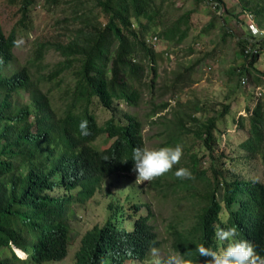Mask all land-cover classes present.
Segmentation results:
<instances>
[{
    "label": "trees",
    "instance_id": "1",
    "mask_svg": "<svg viewBox=\"0 0 264 264\" xmlns=\"http://www.w3.org/2000/svg\"><path fill=\"white\" fill-rule=\"evenodd\" d=\"M37 1L8 0L19 5L20 17L8 33L0 25V264H26L29 259L41 264L64 259L70 243L73 203L90 198L106 177L132 172L133 151L144 148L141 125L127 113L121 121L118 104L136 106L139 102L141 93L135 81L144 74L139 61L147 60V72L155 75L157 53L146 37L154 27L164 25L167 0H95L101 19L92 20L93 12L85 9L81 13L82 8L76 20L83 17L81 22L92 21L89 26L93 29H77L67 43L57 44L63 61L57 62L47 75L36 71L34 80L32 65L14 68L13 50L18 33L32 28L30 14ZM248 2L249 7L242 3L240 14L248 10L244 9L247 6L256 20L264 19V0ZM189 18L190 13L181 15L163 27L159 36L179 44L188 34ZM237 45L245 57V63L236 70L240 79L251 75L263 54L264 37L239 39ZM44 48L42 44L37 47L32 64L43 59ZM247 48H256L258 53L245 55ZM72 67L73 85H67L63 105L54 108L49 91L44 92L39 84ZM253 80L260 85L259 77ZM60 86L58 81L51 89ZM24 94L29 96L27 102L20 101ZM249 100L245 115L233 118L238 128L246 130L238 145L244 154L233 158L222 149L217 152V124L228 114L226 105L195 130L207 155L212 158L217 152L221 158V166L211 169L213 180L204 177L206 171L198 170L197 155L192 156L194 178H176L182 190L191 196L199 195L194 220L172 225L169 230L172 249L190 264H205L210 259L200 257L196 251L200 245L217 251L225 246L215 237L220 227H235L238 238L252 242L264 256V178L260 181L226 175L228 165L236 161L248 163L256 155L264 167V93L255 92ZM100 106L111 113L103 123L98 122L95 113ZM81 120L88 121L89 136L79 135ZM100 138L106 142L102 147L94 144ZM163 178L170 180L172 175L167 172L153 182ZM195 178H201L203 194L195 190ZM140 203L132 205V212L124 205L109 204L104 223L81 236L73 264H132L148 259L161 242L150 222L149 205ZM141 208H146V214H138ZM223 210L225 219L221 218ZM127 216L132 221L130 228L125 226Z\"/></svg>",
    "mask_w": 264,
    "mask_h": 264
},
{
    "label": "rangeland",
    "instance_id": "2",
    "mask_svg": "<svg viewBox=\"0 0 264 264\" xmlns=\"http://www.w3.org/2000/svg\"><path fill=\"white\" fill-rule=\"evenodd\" d=\"M218 1L217 10L205 2L196 3L195 0H167L164 3V25L160 29L159 26L154 27L146 37L147 44L157 53L155 75L147 72V60L135 59L144 66L143 77L135 81L141 93L139 102L136 106H129L125 102L118 104L121 109L118 117L121 121L126 118L127 113L141 125L144 148L159 149L175 147L177 144L182 146L180 161L169 170L172 178H163L157 182H153L157 177L151 181H140L133 172L115 173L106 177L90 198L83 201L77 199L73 203L67 256L60 261L41 264H73L81 236L93 226L104 223L109 204L124 205L128 212H132V205L139 202L141 205H149L152 214L150 222L161 245L145 261L132 264H155L157 259L162 260L169 253L177 254L171 246L170 227L194 220L199 195L191 196L190 192L182 190L181 183H176L175 171L182 167L191 171L192 156L197 155L200 160L198 170L206 171L204 177L213 180L211 169L221 166V158L216 154L218 151L222 149L233 158L243 155L244 152L238 145L246 136V130L238 128L233 123V118L245 115V106L250 103L251 95L255 92L264 93V52L254 64L251 75L243 76L247 77V84L242 85L241 78L236 73L245 63L237 41L253 40L244 19L240 20L242 3L248 7L251 4H248L249 0H222V5L221 0ZM94 4L95 0H38L30 14L32 28L18 33L17 41L23 40V43L14 47V68L32 65L30 69L34 80L38 76V70L46 75L50 73L55 68L54 65L64 59L56 49L57 44L67 43L77 29H93L89 26L93 24L92 21L81 22L83 17L77 21V13L84 8L81 13L88 9L93 12L92 20L101 19L102 13ZM18 7L19 5L11 4L8 0H0V25L5 33L18 21ZM248 7L244 9L250 10ZM187 13H190L188 34L182 42L176 44L159 36L163 27H168ZM256 21L264 30V19L259 17ZM40 44L45 45L44 57L40 62L32 64ZM74 70L75 67H72L39 84L44 92L49 91L54 108L63 105L67 85L70 88L73 85ZM154 76V82L150 86ZM256 77L260 78V85L253 80ZM58 81L61 86L51 89ZM28 98V94H24L20 101L27 102ZM226 105H229L228 114L220 118L217 124L219 148L211 158L204 151L203 142L197 137L195 130L209 115H218ZM95 113L99 123L111 116L110 111L101 106L95 109ZM105 143L100 138L94 144L102 147ZM228 166V176L234 174L260 181L264 178V167L257 155L248 163L236 161ZM194 176L195 174L193 178ZM200 179L195 178L193 185L199 194H203ZM145 209L141 208L138 214H146ZM225 217L226 212L223 210L221 218ZM128 218L127 216L125 226L130 228L132 221H128ZM15 251L19 256L25 257L20 250ZM26 264L37 263L29 259Z\"/></svg>",
    "mask_w": 264,
    "mask_h": 264
},
{
    "label": "clouds",
    "instance_id": "3",
    "mask_svg": "<svg viewBox=\"0 0 264 264\" xmlns=\"http://www.w3.org/2000/svg\"><path fill=\"white\" fill-rule=\"evenodd\" d=\"M19 45L23 40L15 41ZM79 135L86 137L90 135L87 120H81L78 125ZM183 154L182 146L162 147L159 149H147L137 147L132 154L134 162L131 171L136 174L140 181H151L169 172L176 165ZM126 162V161H124ZM175 176L180 179H192L193 174L187 168H179ZM218 241L225 242V246L217 251L200 245L198 251L200 257H207L205 264H264V256L256 250V246L246 240L238 238L235 227H220L215 230ZM155 264H190L181 254L169 253L164 259H157Z\"/></svg>",
    "mask_w": 264,
    "mask_h": 264
},
{
    "label": "built area",
    "instance_id": "4",
    "mask_svg": "<svg viewBox=\"0 0 264 264\" xmlns=\"http://www.w3.org/2000/svg\"><path fill=\"white\" fill-rule=\"evenodd\" d=\"M205 3L211 5L212 8H216L218 5L217 0H203ZM244 19L251 35H252V39L253 40H260L264 37V30L259 26V24L257 23L255 16L253 15V13L249 12V11H243L240 14V20ZM252 53H258V50L252 49V48H247L244 50V54H252ZM247 77H242L240 83L242 85L247 84ZM259 95H261V93L259 92Z\"/></svg>",
    "mask_w": 264,
    "mask_h": 264
}]
</instances>
